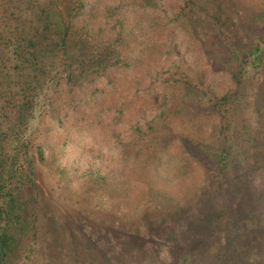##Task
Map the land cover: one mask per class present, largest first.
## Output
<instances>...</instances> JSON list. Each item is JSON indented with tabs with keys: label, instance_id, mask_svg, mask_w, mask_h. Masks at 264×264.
Segmentation results:
<instances>
[{
	"label": "rangeland",
	"instance_id": "1",
	"mask_svg": "<svg viewBox=\"0 0 264 264\" xmlns=\"http://www.w3.org/2000/svg\"><path fill=\"white\" fill-rule=\"evenodd\" d=\"M81 1L83 7L68 18L65 10H73L72 0H0V82L4 73L26 70L25 40L39 41L35 36L44 31L55 2L60 6L56 10H63L60 18L69 20L77 31L73 44L81 66L70 81L62 73L52 92L56 103L64 102L60 119L53 117L48 101L52 86L41 82L39 101L29 111L32 116L26 129L33 166L32 184H26V190L36 199L38 219L34 229L29 220L24 234L31 239L34 230L40 250L53 252L56 258L59 250L48 243L53 232L49 212H57L75 230L77 218H84L91 232L111 231L116 222L123 231L134 228L139 217L153 220L162 210L145 208L146 178L157 179L155 183L174 199H185L199 185L202 166L181 154V142L192 134L195 124L204 131L212 119L197 105L194 88L177 81H197L218 94L231 85L229 70L221 65L229 49L234 46L244 52L246 40H251L247 37L264 35V0H152L143 10L141 0ZM258 12L263 13L252 19ZM14 41L20 55L13 53L10 43ZM17 59L18 71L12 68ZM7 80L6 90L11 93L15 80ZM2 87L0 83L6 110L17 95L3 93ZM159 87L166 89L169 99L163 117L153 111L148 99ZM68 94L73 101H64ZM262 115L257 138L264 143V111ZM150 116H154L151 129L146 126ZM37 143L42 145L45 161L34 151ZM98 165L112 171L126 188L125 196L112 193L104 208L94 207L98 192L84 176ZM62 167L71 177L56 181V171ZM260 171L264 182L263 167L254 174ZM118 205L126 211L118 212ZM260 250L264 254V244Z\"/></svg>",
	"mask_w": 264,
	"mask_h": 264
},
{
	"label": "trees",
	"instance_id": "2",
	"mask_svg": "<svg viewBox=\"0 0 264 264\" xmlns=\"http://www.w3.org/2000/svg\"><path fill=\"white\" fill-rule=\"evenodd\" d=\"M72 1L73 10H65L68 18L83 7L81 0ZM151 1L141 0L140 9H145V4L150 5ZM54 9L47 14L44 31L35 36L39 41L25 40L28 48L23 56L26 64L23 69L26 70L13 75L4 73L5 79L0 82L3 93L17 95L15 101L11 100L13 106L6 110L0 99V264L29 261L31 264H195L196 260L198 264H264L260 250L264 244V182L261 171L254 174L264 168V143L257 138L264 111L262 34L247 37L251 40H246L244 52L234 46L229 49L221 65L228 68L231 85L218 94L206 84L176 80L182 87L194 88L197 105L205 108L212 119L204 131L195 124L192 134L187 139L182 137L181 154L200 164L203 170L199 185L185 199H174L155 183L157 179L146 178L145 208H162L153 220L139 217L134 228L125 227L123 231L115 221L111 231L98 234L91 232L84 218H77L75 230L72 225L66 226L57 212L51 211L48 220L53 232L48 243L57 247L58 258L53 252L40 250L34 230L31 239L26 237L29 220L34 229L38 219L36 199L29 197L26 190V184H32L33 171L30 143L26 139L32 116L29 111L39 101L37 92L40 83L45 82L52 86L48 94L52 115L60 119L64 102L56 103L52 92L62 73L70 81L82 63L76 58L73 44L76 28L69 20L60 18L63 10H56L60 9L58 2ZM258 13L261 14L252 15V19L263 12ZM10 44L13 53L20 55L19 45L15 41ZM19 62V59L13 62L12 68L18 71ZM7 79L15 80L11 93L6 90L10 84ZM148 99L153 111L163 117L169 101L166 89L159 87ZM73 100L74 96L68 94L64 101ZM153 120L154 116L146 120L150 129ZM34 151L40 161L46 160L42 145L37 143ZM56 173V181L65 175L71 177L63 167ZM84 176L98 192L94 207H108L112 193L125 196L126 188L119 184L121 180L101 165L90 167ZM256 205L260 206L259 210L255 209ZM116 209L126 211L123 205ZM33 247L37 248L36 252Z\"/></svg>",
	"mask_w": 264,
	"mask_h": 264
}]
</instances>
